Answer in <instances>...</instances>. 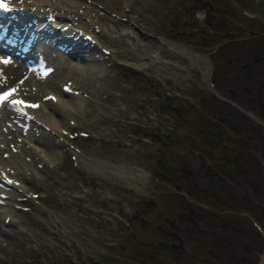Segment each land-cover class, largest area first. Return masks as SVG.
<instances>
[{"label":"rangeland","instance_id":"obj_1","mask_svg":"<svg viewBox=\"0 0 264 264\" xmlns=\"http://www.w3.org/2000/svg\"><path fill=\"white\" fill-rule=\"evenodd\" d=\"M101 1L99 17L136 30L132 45L140 46L142 58L126 40L103 33L100 40L88 33L104 49L95 67L68 57L82 82L76 90L80 104L64 141L39 135L58 151L54 158H43L25 142L17 143L25 160L8 157L10 166L24 165L29 177L13 206L1 208L0 264H166L170 249L157 241H170L171 230L183 229L184 213L192 208L207 214L211 229L205 232L231 227L239 241L224 250L210 241L199 253H211L210 247L227 264H255L264 245V170L255 168L254 151L243 154L241 147L252 144L264 158V130L253 131L247 111L211 86L254 105L264 118V86L255 88L264 80V62L254 69L244 65L254 55L245 49L249 38L264 41V0ZM238 36L245 39L231 38ZM172 43L204 58L195 60ZM9 66L18 73L8 83L0 76L1 88L17 83L28 65ZM224 115L238 130L225 126L209 151L213 137L206 130L217 133L221 124L212 117ZM238 132L254 133L259 145ZM0 136L14 144L20 134L10 122L0 125ZM119 165L128 169L125 176L118 175ZM134 169L144 176L135 179ZM192 260L172 262L219 264Z\"/></svg>","mask_w":264,"mask_h":264},{"label":"bare ground","instance_id":"obj_2","mask_svg":"<svg viewBox=\"0 0 264 264\" xmlns=\"http://www.w3.org/2000/svg\"><path fill=\"white\" fill-rule=\"evenodd\" d=\"M101 2V0L91 2L89 0H8L10 9L4 13L0 12V45L7 43V39H17L18 36L21 38L35 32L32 54L38 61L37 66L25 64L28 66L20 70L23 74L18 78V82L5 86L14 85V91H10L13 94L6 101L0 102V125L5 126L14 122V127L20 134L19 140L14 144L10 143L15 140L7 143L6 140H2L3 136H0V213H2L1 208L8 210L13 206L14 195L21 194L24 179L29 177L24 165L21 164L22 167L20 163L16 166L9 165L8 157L20 162L25 160L22 158V150L18 149V144L25 142L28 147L37 150L43 158H54L58 151L48 145V141L39 138V135L49 133L56 141H64L65 126L73 121L77 111V99L81 98L77 94L79 91L76 90L83 87L79 75L73 74L70 70V67L73 69L74 66L78 67L72 64L69 58L77 57L83 60L82 65L95 67L94 63L104 53V49L99 48L98 43L89 40L88 33L97 40H100L102 33L112 41L126 40V43L131 45L129 47L133 53H139L137 51L140 46L135 42L132 45L135 41V37L132 36L136 34V30L116 22L113 18L99 17L103 14ZM97 20L98 25L95 24ZM172 44L187 52L195 60L204 58L188 47ZM13 48V43H10L8 50L2 51L1 54L17 58L18 56L12 51ZM73 49L75 51L71 52ZM137 58L141 59L142 54L139 53ZM8 59L0 56V76L4 83L12 82L14 76L9 75L18 73L16 66H9L15 60ZM132 64L139 66L142 62L132 61ZM43 67L45 71L41 70ZM44 84L46 86L42 87ZM20 96L24 98L23 103L14 104L13 101H20L15 97ZM29 99L35 100L33 104L35 107L29 103ZM28 111L31 112L30 115L27 114ZM116 169L120 176H125V172H128L123 165H119ZM132 176L135 179L143 177L144 172L141 169H134ZM11 213V211L8 213L9 220H13ZM8 216L5 214L6 218Z\"/></svg>","mask_w":264,"mask_h":264},{"label":"flooded vegetation","instance_id":"obj_3","mask_svg":"<svg viewBox=\"0 0 264 264\" xmlns=\"http://www.w3.org/2000/svg\"><path fill=\"white\" fill-rule=\"evenodd\" d=\"M231 38L237 39L240 41L245 39L243 36L231 37ZM249 39H252L251 45H248V46L246 45L245 49H251V53H253L254 55L251 57V59L249 61L244 63V65H247V64H249L250 66L252 65V68L254 69V67L260 66L261 61H262V63L264 62V53H259V50L264 49V41L258 40L259 38L257 36H254V37L249 38ZM240 43H244V42H240ZM254 52H256V53H254ZM260 70L264 71V65L261 64ZM261 86L262 87L264 86V80H262V79L258 83L257 87H255V88H258ZM229 90L235 91V87H231ZM226 100L233 102L234 105L237 106V108L247 111V113L255 120V121H251V125H252L251 127L253 128V131H256V130L257 131H263L264 130L263 129L264 118H262L261 116H258L257 112L253 108L254 105H252L251 107H246V106H244L245 103L243 104L240 101H237V100L233 101L231 99H226ZM262 103H264V102H262ZM251 112L253 114H256L257 116L256 115L254 116ZM212 118L217 119L221 125H219V129H217V133L214 132L212 129L206 130V132L209 133V135H211L213 137L211 146L209 145V147H207L208 148L207 150H209V151L213 150V147H216L217 142L222 138L220 135H218V133L225 126H228L229 130H232V129L238 130V125L233 124L234 126H232L229 122H227L228 117H226L225 115L220 116V117H214L213 116ZM252 135H245V134H241L240 132H238L236 136H238V137L242 136V137H244V139H248L249 141L253 142L254 144H258V141L254 136V133H252ZM223 141H226V140L224 139ZM250 145H252V144H250ZM250 145L248 147H247V145L246 146L242 145L241 152H243V154H250L251 151L253 150L254 151L253 155L256 156V158L258 157V159H256L255 168L258 167V169L264 170V158L260 156L261 152L256 150L254 148V146H250ZM219 147H220V145H219ZM233 155H235V154H233ZM260 157H261V160L259 159ZM235 160L241 161L240 159H235ZM257 164H259V165L261 164V165L257 166ZM233 166H235V165H233ZM221 167L224 170L223 165H221ZM230 169H232V167H230ZM184 214L186 215V218L188 219L185 227L181 230L179 229V231L175 228L173 230H171L172 231V237H171L170 241L164 240L161 238H159L157 241L159 246L162 247L164 245L165 247H169L170 252H171V256H172V260L169 256H164V259L162 260V262H164L166 264H179V262L176 263V262H172V261H174L175 259H177L179 257L180 258L185 257L186 260L193 261L192 260L193 257H196V258H202V260H204L206 262L227 264V260L225 258L219 256L218 254L214 253V250L212 248L219 247L220 249L224 250L225 245L238 243L239 241L237 240V235L234 233L233 228H231V227L226 228V227H220L219 226V229L217 231L212 229V232H205V231H209L211 228H206L208 223H207V217H206L207 214L204 213V210L198 209V211H194L192 208L191 211H187ZM195 220H197V221H195ZM234 226H237V225L235 224ZM210 241H211V243H210ZM207 243L211 244V245L210 244L209 245L212 248L209 247V249H208V251L211 253H206L207 255H203V254L199 253L197 248H201L204 246L203 244L207 245ZM192 245L196 248L194 249V247ZM203 249H207V248H203ZM155 255H156V253H155ZM156 256L158 257L159 254Z\"/></svg>","mask_w":264,"mask_h":264},{"label":"snow or ice","instance_id":"obj_4","mask_svg":"<svg viewBox=\"0 0 264 264\" xmlns=\"http://www.w3.org/2000/svg\"><path fill=\"white\" fill-rule=\"evenodd\" d=\"M0 7H6V5L4 4V0H0ZM7 61H5L6 63ZM14 91V90H13ZM13 93L12 92H7L4 93L3 95H0V102L6 101ZM14 104H20L23 103L22 101H13ZM33 107H35V105H32Z\"/></svg>","mask_w":264,"mask_h":264},{"label":"water","instance_id":"obj_5","mask_svg":"<svg viewBox=\"0 0 264 264\" xmlns=\"http://www.w3.org/2000/svg\"><path fill=\"white\" fill-rule=\"evenodd\" d=\"M207 58L209 59L208 56H207ZM256 264H264V246H263V248H262V250H261V252L259 254V257H258V260H257Z\"/></svg>","mask_w":264,"mask_h":264}]
</instances>
